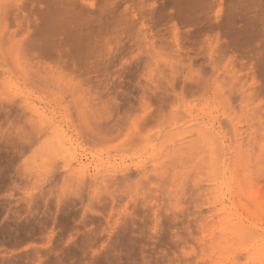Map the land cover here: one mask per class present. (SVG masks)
I'll return each mask as SVG.
<instances>
[{"label":"rangeland","instance_id":"obj_1","mask_svg":"<svg viewBox=\"0 0 264 264\" xmlns=\"http://www.w3.org/2000/svg\"><path fill=\"white\" fill-rule=\"evenodd\" d=\"M6 1L10 30L48 2ZM107 1L110 21L142 8L82 74L0 38V264H264V37L235 46L170 20L168 0ZM209 45L227 48L217 84Z\"/></svg>","mask_w":264,"mask_h":264},{"label":"bare ground","instance_id":"obj_2","mask_svg":"<svg viewBox=\"0 0 264 264\" xmlns=\"http://www.w3.org/2000/svg\"><path fill=\"white\" fill-rule=\"evenodd\" d=\"M18 1L20 0H17V2ZM71 1L72 0H48L47 7L44 12L42 11L39 18H36L35 16L28 17L30 15H24L22 23L16 22V20L14 21L16 28L13 30L9 29L11 20L9 21L7 16L8 13H5L6 11H4L8 9L9 12L10 10V8H8V6L10 7L9 1L8 5L6 1L4 8H2L3 10L0 13V38H5L3 37V35L5 34L6 36L7 34L6 40H11L12 38L17 36L16 33L20 32L21 35L19 34L20 37L16 40V45L13 43V46H16L15 52L18 51L17 55L21 53L22 57H24L26 55V50L35 49L36 54H34L33 57L37 59L36 65H43V63L38 60V58L47 55L53 58L54 61L59 64V68L66 67L68 63H71L72 70L78 72V74H82L81 70L86 63V58L96 55L94 53L95 49L97 52H100L102 56L112 54L109 52L111 48H109L106 38L104 37L105 33L108 30L111 31L114 24L118 29H121L122 25L132 23V21L137 18L139 14L138 11L140 10V8H142L139 1L136 0L139 5L135 4L137 2L134 1L135 5L133 4V8L130 7L131 9L128 8L129 10L125 9L123 11L121 10L120 12H117L115 14V18L110 21V8H108L109 6H107L106 4L108 3L107 0H102V5L98 6V9L96 8L93 11L87 10L88 13H86V10L84 11L80 1L77 2L73 0V2L75 1L74 4H70ZM168 1L170 2L169 5L171 6V8L174 9V11H172L173 14L170 17V20H179L184 21L185 23L187 22L189 24H192L193 22L195 23V21H197L199 18H203L204 20H207L208 23H210L211 29L218 30L215 34V38L217 40L219 39L218 35L223 37H231L230 40L233 41H229L231 42L230 44L239 46L240 44L238 42L248 44V41L251 37H264V11L260 8L261 6L262 8H264L261 4L262 0H219L218 2L216 0ZM152 2L153 1H151V3ZM5 6L7 8H5ZM113 6L114 4H112L111 8ZM137 6H140L139 10ZM1 7L3 6H0V8ZM162 7L163 5L161 6V9ZM135 8H137V10ZM127 10L129 11V13ZM211 11L213 12V14H208ZM91 26L95 27L94 29L97 28L96 30L100 32V35L102 33V36H100L101 38H99V40L97 41H92V39L90 38ZM30 27H34V32L29 35ZM177 31L175 32L176 40L178 39L179 35V31ZM65 44H69L71 46L70 51L65 50ZM219 49V52H215V50H213V48L209 45V49L206 55L207 60L209 61V65H211L210 67L213 71V82L216 84L218 80L217 78L218 76H220V70L217 64V60H221V57L224 56L223 52H225L227 48L225 50L224 48H221V50ZM199 51L200 49H197V51L195 52V56L199 55ZM68 56H72L73 61L70 62L68 60ZM105 64L106 63H103L100 69L102 75L107 70V65ZM59 68H57L56 70H58ZM81 80L84 81L83 79H78V83H81ZM98 81H100V85L103 87H101L102 90L105 91V89L107 88V91L110 90L111 86L108 87L109 83H106L107 80L104 79L103 81H101L100 79ZM118 83L116 86H120L122 83L124 84V81L122 83L118 81ZM195 87L199 88L201 87V84L196 83ZM127 101V103H129V100ZM119 105L121 104H118V106ZM79 118L84 119V115L80 113ZM262 138L264 139V134ZM250 140L251 139L247 140V142H251ZM247 144L249 147V143ZM259 148L263 152V142L262 144L260 143Z\"/></svg>","mask_w":264,"mask_h":264}]
</instances>
